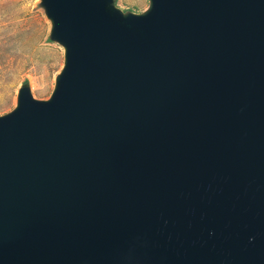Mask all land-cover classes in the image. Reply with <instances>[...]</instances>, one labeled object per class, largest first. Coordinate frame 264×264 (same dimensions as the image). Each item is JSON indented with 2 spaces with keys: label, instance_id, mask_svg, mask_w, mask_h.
Wrapping results in <instances>:
<instances>
[{
  "label": "water",
  "instance_id": "obj_1",
  "mask_svg": "<svg viewBox=\"0 0 264 264\" xmlns=\"http://www.w3.org/2000/svg\"><path fill=\"white\" fill-rule=\"evenodd\" d=\"M64 65L0 115V264H264V0H41Z\"/></svg>",
  "mask_w": 264,
  "mask_h": 264
},
{
  "label": "rangeland",
  "instance_id": "obj_2",
  "mask_svg": "<svg viewBox=\"0 0 264 264\" xmlns=\"http://www.w3.org/2000/svg\"><path fill=\"white\" fill-rule=\"evenodd\" d=\"M41 0H0V115L17 105L28 81L36 99H49L64 65V49L50 40L51 22ZM124 11L143 12L149 0H117Z\"/></svg>",
  "mask_w": 264,
  "mask_h": 264
},
{
  "label": "trees",
  "instance_id": "obj_3",
  "mask_svg": "<svg viewBox=\"0 0 264 264\" xmlns=\"http://www.w3.org/2000/svg\"><path fill=\"white\" fill-rule=\"evenodd\" d=\"M116 1H117V0H116ZM24 85H29L28 81H26V82L24 83Z\"/></svg>",
  "mask_w": 264,
  "mask_h": 264
}]
</instances>
